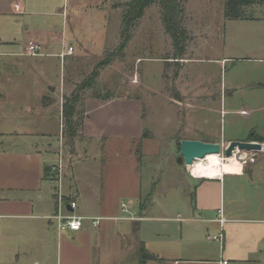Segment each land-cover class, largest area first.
Instances as JSON below:
<instances>
[{
	"label": "crops",
	"instance_id": "obj_1",
	"mask_svg": "<svg viewBox=\"0 0 264 264\" xmlns=\"http://www.w3.org/2000/svg\"><path fill=\"white\" fill-rule=\"evenodd\" d=\"M42 1L0 0V56L14 66H26L23 60L30 57L55 55L61 60L72 55L73 49L61 56L72 47L63 33L39 29L34 17L27 18L36 12H53L48 1ZM40 4L46 8L40 9ZM120 29L121 24L119 36ZM188 32L192 38L188 43L193 42L195 36ZM29 42L40 45L38 54L27 53ZM251 52L254 55L246 58L250 70L243 79L224 74L215 90H205L203 81L177 84L183 102L189 104L188 126H192V111L205 109V101H219V107L211 109L219 115V128L192 126L203 135L183 139L225 144L248 140L254 134L264 142V45ZM226 59H215L218 69L225 67ZM29 68L35 72L34 66ZM35 76L12 78L5 70V81L0 82V142L5 140V148L0 147V225L5 228V250L14 257L12 264H222L223 260L264 264V162L249 170L248 161L241 166L238 159L232 160L213 177L187 175L188 168L178 163L181 178L193 181V191L189 198L179 194V205L162 206L159 214H150L152 207L141 206L138 182L133 199L125 203L114 198L112 167L119 161L107 157L116 150L112 145L118 142L129 148L163 139L143 126L141 101L128 95L84 96L81 130L73 150L64 156L61 182V212L80 216L82 223L77 231H59L49 218L57 205L48 173L56 161L61 129L56 145L50 135L57 124L62 126L60 98L67 95L69 82L63 77L57 87ZM166 94L168 102L174 100L169 91ZM57 117L59 122L54 120ZM220 214L225 218L223 224L218 220ZM218 234L220 240L209 238ZM141 243L158 260L140 263ZM10 244L11 250L6 248Z\"/></svg>",
	"mask_w": 264,
	"mask_h": 264
},
{
	"label": "rangeland",
	"instance_id": "obj_2",
	"mask_svg": "<svg viewBox=\"0 0 264 264\" xmlns=\"http://www.w3.org/2000/svg\"><path fill=\"white\" fill-rule=\"evenodd\" d=\"M47 1L52 13L36 12L26 16L34 17L39 29L63 33L64 41L72 46V55L61 60L55 55L30 57L23 60L26 66L17 67L0 56V82L5 81V70L12 78L15 75L22 79L41 76L42 80L47 79L50 85L57 87L64 77L69 82L66 91L64 89L66 96L71 97L75 93L78 98L75 106L79 118L82 117L81 102L85 95L137 97L143 108V126L163 139L157 142L143 141L141 145L134 144L129 148L118 142L112 145L116 150L110 151L107 157L119 161L112 167L114 198L127 203L130 197L133 199L134 185L138 182L140 204L152 207L150 214L161 213L159 210L165 205H179L178 195L185 193V197L189 198L193 181L185 182L181 178L177 162L178 142L185 135H203L192 126L198 129L219 128L220 119L211 110L219 107V101H205V109L190 113L192 121L189 124L192 126H188L186 116L190 112L187 110L189 104L183 102L184 97L177 90V84L187 80L195 85L203 81L205 90H215L216 81L222 79L224 74L229 76L234 73L236 79L242 78L250 70L251 63L246 58L254 55L251 50L264 45V3L247 6L246 18L227 19L224 16V0H187L183 3L182 25L193 33L195 39L188 43L182 58L175 59L170 37L163 29L158 2L144 8L142 17L132 30V39L120 50L118 31L129 0ZM39 8L46 7L40 4ZM107 57L110 61L100 66L97 76L89 80L97 63ZM223 57L227 58L225 67L218 69L215 59ZM29 65L35 67V72L30 71ZM166 91L173 96V101L168 102ZM60 100L62 105L64 97ZM54 120L59 122L58 117L57 121ZM58 127L57 124L50 135L52 145L58 143L61 129ZM62 129L63 155L66 156L69 148L65 144L64 124ZM0 147L5 148L4 139ZM152 149L149 154L148 151ZM249 154L237 151L223 157L224 154L220 153V164L226 167L227 162L240 160L238 156H243L248 161L246 169L250 170L264 162V152L255 153L254 164L247 159ZM186 174L190 175L188 170ZM48 184L52 190L53 185ZM135 207L139 210L138 202ZM6 248L11 250L13 245ZM13 258L5 250V228L0 225V264H12Z\"/></svg>",
	"mask_w": 264,
	"mask_h": 264
},
{
	"label": "trees",
	"instance_id": "obj_3",
	"mask_svg": "<svg viewBox=\"0 0 264 264\" xmlns=\"http://www.w3.org/2000/svg\"><path fill=\"white\" fill-rule=\"evenodd\" d=\"M187 0H129L126 2V8L123 10L120 43L118 48L122 50L132 35V30L137 21L142 17L144 8L151 3L158 2L160 7V18L163 29L169 35L174 49V56L180 58L185 52L188 41L192 38L187 29L182 25L183 3ZM264 0H224V16L227 19L246 18L245 8L253 4H263ZM110 60L107 58L100 60L89 76V80L94 79L98 74V68L107 64ZM89 80L86 82L89 83ZM77 96L75 93L71 97L64 96L61 105L62 127L64 129L65 144L69 150H73L74 139L79 136L82 126V117L79 118L76 111ZM63 133V129L61 128ZM63 137V134H62ZM248 140H261L254 134L248 136ZM179 145V142H178ZM139 262L147 260H158L157 256L148 251L144 245L139 244L138 248Z\"/></svg>",
	"mask_w": 264,
	"mask_h": 264
},
{
	"label": "built area",
	"instance_id": "obj_4",
	"mask_svg": "<svg viewBox=\"0 0 264 264\" xmlns=\"http://www.w3.org/2000/svg\"><path fill=\"white\" fill-rule=\"evenodd\" d=\"M40 49V45L38 43H34V42H29L28 46H27V53L30 55H36L38 54V51ZM72 52V47H68L66 53L62 52L61 56L64 57L65 54L67 53H71ZM136 80V77H135ZM62 128V126H61ZM262 146H263V150L262 152H264V142H262ZM64 142H63V137L62 134H60V138H59V148L57 151V157H56V161L51 165L50 169H49V173H48V177L50 182L53 184L54 189H55V201H56V205H57V209L56 211L49 216V218L52 220V222L55 224L56 228L59 231L62 230H71V231H77L80 229L81 227V223H82V218L80 216H77L75 214L72 213H62L61 209H62V205H64V199H63V195L61 193V182H62V177H63V168H64ZM221 152L223 154V149H224V145L221 144ZM238 150H234L233 154ZM254 153H250L247 157L248 160H253L254 159ZM238 158L241 160V163L246 162L247 160L243 157V156H238ZM194 162V161H193ZM189 166V165H188ZM187 166V167H188ZM189 173L192 175L191 171L188 169ZM71 208L75 207V202L71 201L69 203ZM218 220L220 222V224H223V222L225 221V218L223 215H219L218 216ZM95 223H97V219L94 221ZM209 238H213V239H221V234L218 235H213V236H209ZM227 260H223L222 264H227Z\"/></svg>",
	"mask_w": 264,
	"mask_h": 264
},
{
	"label": "water",
	"instance_id": "obj_5",
	"mask_svg": "<svg viewBox=\"0 0 264 264\" xmlns=\"http://www.w3.org/2000/svg\"><path fill=\"white\" fill-rule=\"evenodd\" d=\"M223 149L225 157L233 154L234 150L243 151L245 153H255L263 150L262 143L256 140H232L226 142ZM221 143L203 141L199 139H181L179 145V156L177 162L187 167L191 165L195 159L204 158L207 154L221 152Z\"/></svg>",
	"mask_w": 264,
	"mask_h": 264
},
{
	"label": "bare ground",
	"instance_id": "obj_6",
	"mask_svg": "<svg viewBox=\"0 0 264 264\" xmlns=\"http://www.w3.org/2000/svg\"><path fill=\"white\" fill-rule=\"evenodd\" d=\"M223 157H225V156H223ZM202 161H206V163L204 162L205 164H203ZM221 166H222V164H220L219 154L212 153V154H207L204 158L195 159L194 162L191 165H189L187 168L191 171L193 176H196V177H213V176H216L218 174V169ZM241 166H242V163H241ZM238 171H236V172H238Z\"/></svg>",
	"mask_w": 264,
	"mask_h": 264
}]
</instances>
